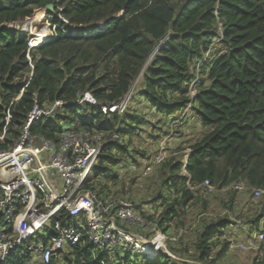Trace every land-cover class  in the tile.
<instances>
[{"label": "trees", "instance_id": "obj_1", "mask_svg": "<svg viewBox=\"0 0 264 264\" xmlns=\"http://www.w3.org/2000/svg\"><path fill=\"white\" fill-rule=\"evenodd\" d=\"M48 4L53 6L46 15L56 26L55 36L29 49L26 34L8 25ZM69 25L77 26L76 33ZM203 53L209 55L198 63ZM195 72L191 97L187 88ZM137 77V105L122 114L102 113L100 106L120 101ZM84 92L96 99L95 105L76 102ZM59 100L68 104L53 119L34 121L32 133L55 139L64 116L75 132L97 129L126 137L124 149L111 144L104 150L100 162L107 160L113 169L107 178L103 168L97 170L99 178L91 185L98 193L135 183L130 173L117 171L122 159L116 152L129 161L126 166L135 163L130 148L167 133L158 130L167 123L162 117L190 106L187 118L198 120L197 136L177 149L191 151L187 175L181 173L178 156L168 157L158 165L160 187L151 201L156 215L135 206L166 235L167 251L185 261L176 263L159 253L148 263L221 264L228 252L227 228L237 222L251 233L261 228L264 191L256 198L252 189L264 190V0H0V133L7 109L10 114L0 149L18 139L35 103ZM149 106L154 109L150 121ZM152 121L158 125L152 127ZM142 125L151 131L144 133ZM180 137L181 132L178 141ZM238 183L246 188H234ZM117 193L125 196L119 189ZM254 245L251 264H264V235ZM90 249L88 243L76 245L49 264H99ZM3 264L29 263L11 255Z\"/></svg>", "mask_w": 264, "mask_h": 264}, {"label": "built area", "instance_id": "obj_2", "mask_svg": "<svg viewBox=\"0 0 264 264\" xmlns=\"http://www.w3.org/2000/svg\"><path fill=\"white\" fill-rule=\"evenodd\" d=\"M41 10L50 24L47 11ZM58 17L68 23L60 14ZM14 24H9L8 28L20 33L26 31L12 28ZM51 26L54 28L50 34L29 32L28 48L52 40L56 26ZM69 28L73 33L78 30L73 25ZM63 30V27L60 28V31ZM131 93L129 91L116 103L100 106L102 113H124L132 98ZM194 95L195 92H190L191 97ZM76 102L95 105L96 99L89 92H84ZM64 104L68 103L60 100L45 106L35 103L18 139L8 149H0V264L11 255L22 256L29 264H49L51 259L61 256L64 251L87 243L92 245L90 254L99 264H151L148 262H153L159 253L170 257L173 262H184L183 258L167 251L166 235L145 221L136 212L133 202L117 193V188L110 187L98 193L91 185L94 178H99L96 164L105 157L104 150L111 144L119 146L123 135L97 129L75 132L69 127H62L52 139L30 131L34 121L53 119ZM189 107L180 111L179 116H172L176 122L167 121L169 134L185 117ZM5 114L0 142H3L8 130V109ZM169 134H163L166 135L164 140L160 141L161 136L155 141L153 151L147 152L149 159L145 160L142 176L151 171L152 165L158 166L168 157L176 155L171 149V155L167 157L171 141ZM190 154V149H185L178 159L182 163L181 173L185 175ZM101 161L104 164L108 162L105 159ZM133 164L124 165L119 172L131 173ZM203 185L209 191L213 190L208 181H204ZM234 188L244 190L246 187L238 183ZM263 191L252 189L256 198ZM261 225L258 231L252 233L258 240L264 235V221ZM142 231L144 236L140 234ZM238 245L233 239L229 241L232 248ZM145 246H149L148 251H143Z\"/></svg>", "mask_w": 264, "mask_h": 264}, {"label": "rangeland", "instance_id": "obj_3", "mask_svg": "<svg viewBox=\"0 0 264 264\" xmlns=\"http://www.w3.org/2000/svg\"><path fill=\"white\" fill-rule=\"evenodd\" d=\"M38 19H40V20H38ZM46 19L47 18L45 16V14H43V10L36 9V10H34L33 14L30 17H28L27 19H25V20H23L21 22L15 23L12 26V28H19L21 31H24V30L27 29L26 31H24V32L27 33L26 36H29V32H31V33L40 32V33H43V34L53 33V28L54 27H52L47 22ZM30 21H32V22L30 23ZM26 22H27L28 28L21 29L20 26H23ZM98 25H100V23ZM208 55H209L208 53H203V56L198 61V63H202L203 61H205L207 59ZM138 77L136 78L133 86L130 89V91L132 92L131 93V97L132 98H131V100L129 102L128 108L135 107L137 105V103L139 102V96H138V94H137V92L135 90L136 86H137V83H138ZM197 78H198V74H197V72H195V76L190 81V83L188 85V88H187L189 93L191 92L192 94H194V92H195L194 85H195V82H196ZM176 116H179V113L176 114ZM167 121L168 122H176V119L170 117ZM196 123L198 124V120H196ZM59 124L61 126H63V127H69V125L67 124V122L64 119V116L59 117ZM168 128H169V125H167L166 127L162 126V127L158 128V130H162L163 129V130L167 131ZM139 129L142 130L144 133L151 131L149 129V127H147L146 125L139 126ZM180 131L184 132L186 130H185V125H180L179 123L175 125V127L173 128V132H171L169 134L168 133L169 130L167 131L166 135L169 134L170 135V139H171V141H170V143L168 145V149H167V157L169 155H171V149H173V151L175 152V151H177V149L179 147H181V145H174V146L171 145V142L174 141V137L176 135H178V133ZM153 133H155V132H153ZM184 134H187V133H184ZM166 135H164V136H162L160 138L161 142L164 140ZM125 139H126V137L123 136V141L120 144L121 149L125 148V146H124V144H126V140ZM129 151H130V156L132 157V159H134L136 161L133 164V166H131V170L132 171L130 173V176L134 180H136V179L137 180L132 185L129 184L128 182H126L125 185H124V182H122L119 185H116L115 188L119 189L120 192L124 193L125 197L127 199H129L131 202H133V204L135 206H140L142 212L143 211H150V209H153L154 207H157L156 202H151V201L154 198V196L157 194V192L159 190V187H160L159 181H160L161 178L158 176L159 175V172H158L159 166L152 165L151 171L148 172L146 175L142 176L141 173H142V170H143V166H144L145 160L149 159L146 150L142 149V148H140V147H138L136 145L134 150H132L130 148ZM137 151H138L139 154H137ZM120 153L121 152H116L117 157L119 159H122V164H121V166H119V168H122L129 161H127L126 157H124ZM181 157H182V154H181L180 158ZM113 159L116 160V155L115 154L113 156ZM96 168H98V169H102L103 168L105 173L102 176L107 178L108 173L111 171V169H113V165L108 164V166H107V164L98 162L96 164ZM119 168L117 169V171H119ZM131 186H132V188H130ZM128 189H131V191L128 190ZM151 203H153V205L150 206ZM152 212H154V209H153ZM154 214L156 215V212H154ZM144 233H145L144 231L140 232V234L143 235V236H144ZM248 233L249 232L247 231L246 232V234H247L246 236H248ZM249 237H250V233H249ZM230 240L231 239H228V252H227L226 256L223 257V259L221 260V264H251L252 263V259L254 258L253 254L255 255L256 251L253 253L252 247H251V245H249V241L245 240L243 242H239V245H238L237 248H232V247L229 246V241ZM221 246L222 245H219V247H221ZM253 247H255L254 244H253ZM256 250H257V248H256ZM122 255H123V253L121 254V257H122ZM141 258H143V256H141ZM161 260H162V258H161ZM187 261L192 262L191 259H187Z\"/></svg>", "mask_w": 264, "mask_h": 264}, {"label": "crops", "instance_id": "obj_4", "mask_svg": "<svg viewBox=\"0 0 264 264\" xmlns=\"http://www.w3.org/2000/svg\"><path fill=\"white\" fill-rule=\"evenodd\" d=\"M140 80V78H138V81ZM147 113H148V117H147V120L148 121H150V119H149V116H152L153 115V113H154V109L153 108H151V107H148V111H147ZM189 115L188 114H186L185 115V117L184 118H182V120L183 121H180L179 122V124L180 125H185V130L186 131H184V132H182V131H180L181 133H182V137H180V140L178 141L177 140V138H175L174 139V141L173 142H175V144L174 145H181V146H187L188 145V143L190 142V140L191 139H193V138H195L196 136H197V134H198V132L200 131V130H198V128H197V126H199L195 121H193V123H191L190 122V119L189 118H187ZM161 116H157V119H159ZM170 117H168V118H164V117H162L161 119L163 120V122L166 120H168ZM171 118H174V117H172L171 116ZM152 122H154L153 124H152V127H154V126H157L158 124H157V122L156 121H152ZM147 126V125H146ZM160 127H162V125H161V123H160V125H159ZM149 129L151 130V128L149 127ZM184 133H187V134H184ZM148 140V138H146V139H144V142L141 144V145H137L138 147H140V148H142V149H145L146 151H153V148H154V146H155V140L153 139L152 141L151 140H149V141H147ZM177 141V142H176ZM242 195H244V194H242ZM235 206H238V205H235ZM239 207V209L240 210H245V208L246 207H243V206H238ZM153 209H155V207L153 208ZM153 209H150V211L149 212H152L153 211ZM218 210H216L215 212H217ZM264 218V217H263ZM262 218V219H263ZM263 221H264V219H263ZM262 221V222H263ZM251 229H249V227L248 226H246L245 224H243L242 222H237V223H235V224H232L231 226H230V228H227L226 230H225V232L227 233V240L228 239H233L236 243H239V242H243V241H245V240H248L249 241V245H251V247H252V251H253V253L256 251L255 250V247H253V244H254V237L252 236V233H251V231H250ZM249 232L250 233V237H249V233H248V236H246L247 234H246V232ZM219 245H222V244H219ZM218 247V249H220L221 247H219V246H217ZM255 250V251H254ZM226 256V255H225ZM224 256V257H225ZM253 256H255L254 254H253Z\"/></svg>", "mask_w": 264, "mask_h": 264}, {"label": "clouds", "instance_id": "obj_5", "mask_svg": "<svg viewBox=\"0 0 264 264\" xmlns=\"http://www.w3.org/2000/svg\"><path fill=\"white\" fill-rule=\"evenodd\" d=\"M48 12V11H47ZM28 18V17H27ZM26 18V19H27ZM25 20V19H24ZM74 26V25H73ZM75 27H77V26H75ZM97 30H99V29H97ZM24 34H26L27 35V33L26 32H24ZM28 80V79H27ZM29 81V80H28ZM198 125H199V122H198ZM185 149H188V148H185ZM185 149H183V150H181V151H175V153H176V155L175 156H178V158H180V156H181V154L183 153V151L185 150ZM255 238V237H254ZM170 258V257H169ZM171 259V258H170ZM172 260V259H171Z\"/></svg>", "mask_w": 264, "mask_h": 264}, {"label": "bare ground", "instance_id": "obj_6", "mask_svg": "<svg viewBox=\"0 0 264 264\" xmlns=\"http://www.w3.org/2000/svg\"><path fill=\"white\" fill-rule=\"evenodd\" d=\"M32 21H30L31 23ZM21 29L23 28H28V25H27V22L23 25V26H20ZM20 30V29H19ZM27 30V29H26ZM44 30V29H43ZM149 250V246H145L144 250L143 251H148Z\"/></svg>", "mask_w": 264, "mask_h": 264}, {"label": "water", "instance_id": "obj_7", "mask_svg": "<svg viewBox=\"0 0 264 264\" xmlns=\"http://www.w3.org/2000/svg\"><path fill=\"white\" fill-rule=\"evenodd\" d=\"M53 6L51 4H48L44 7V11H52Z\"/></svg>", "mask_w": 264, "mask_h": 264}]
</instances>
